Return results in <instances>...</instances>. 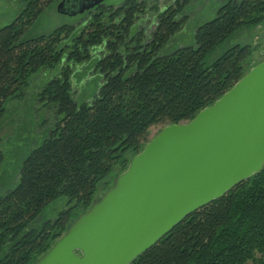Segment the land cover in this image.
I'll return each mask as SVG.
<instances>
[{
    "label": "trees",
    "instance_id": "obj_1",
    "mask_svg": "<svg viewBox=\"0 0 264 264\" xmlns=\"http://www.w3.org/2000/svg\"><path fill=\"white\" fill-rule=\"evenodd\" d=\"M22 1L16 19L0 29V125L35 76L56 72L33 95L48 112L44 139L23 161L17 185L0 194V264H35L77 212L97 202L114 169H128L152 127L190 122L230 91L248 73L251 46L212 56L264 21V0H220L215 18L195 29L194 45L168 52L196 0H125L84 13L93 0ZM61 3L60 13L83 19L36 35L38 21ZM85 65L94 78L82 92L77 75ZM60 198L66 209L40 225ZM131 264H264V168Z\"/></svg>",
    "mask_w": 264,
    "mask_h": 264
},
{
    "label": "water",
    "instance_id": "obj_2",
    "mask_svg": "<svg viewBox=\"0 0 264 264\" xmlns=\"http://www.w3.org/2000/svg\"><path fill=\"white\" fill-rule=\"evenodd\" d=\"M263 168L264 62L190 122L164 127L35 264H131Z\"/></svg>",
    "mask_w": 264,
    "mask_h": 264
},
{
    "label": "rangeland",
    "instance_id": "obj_3",
    "mask_svg": "<svg viewBox=\"0 0 264 264\" xmlns=\"http://www.w3.org/2000/svg\"><path fill=\"white\" fill-rule=\"evenodd\" d=\"M124 1L105 0L104 3L106 5L117 6ZM220 4V0H196L191 6L194 16L187 23L183 32L174 39L171 46H169L168 52H174L176 49L184 46H193L195 42V29L213 20ZM23 8L24 3L22 0H0V29L11 24ZM82 17L83 14L79 16L62 14L56 6L48 10L46 15L38 21L35 33L36 35L45 34L63 25L77 24L83 19ZM236 45H249L253 50L251 58L245 64L247 72L264 62V21L256 27L238 32L213 54V59L221 55L226 49ZM78 68L80 72L77 75V78H79L77 85H79V89L83 92L85 90L83 88L87 87V83L94 78L93 71L90 70V65ZM55 72L43 70L32 79L29 88L26 90L24 100L14 101L7 105L6 117L0 125V151L3 153V161L0 164V194L6 193L8 189L11 190L17 185L23 161L44 139L43 133L45 129L41 124L48 112L39 106V103L36 101L37 98L33 95L45 82L54 77ZM163 129L162 126L152 127L149 131L148 140L151 141ZM132 156V153L127 155L128 159ZM125 171L122 167L114 169L110 177L104 182V187L99 188L95 200L99 201L114 186L116 178ZM66 203V198H60L48 205L42 212L38 223L41 225L46 221L55 220L59 213L66 209ZM77 214L82 215L83 213L82 211H78Z\"/></svg>",
    "mask_w": 264,
    "mask_h": 264
}]
</instances>
